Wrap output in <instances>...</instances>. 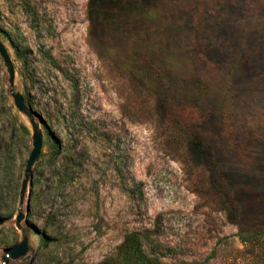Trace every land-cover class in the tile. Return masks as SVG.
<instances>
[{
	"label": "rangeland",
	"instance_id": "374dc122",
	"mask_svg": "<svg viewBox=\"0 0 264 264\" xmlns=\"http://www.w3.org/2000/svg\"><path fill=\"white\" fill-rule=\"evenodd\" d=\"M0 40V264H264V0H0Z\"/></svg>",
	"mask_w": 264,
	"mask_h": 264
},
{
	"label": "trees",
	"instance_id": "16d2710c",
	"mask_svg": "<svg viewBox=\"0 0 264 264\" xmlns=\"http://www.w3.org/2000/svg\"><path fill=\"white\" fill-rule=\"evenodd\" d=\"M180 120L176 122V132L177 136L179 137L180 143H183L184 139H186V143L192 142L193 138V126L195 125V112L193 109H187L184 112H181L179 115ZM22 133L27 134L28 130L24 125L19 126ZM179 143V142H178ZM194 179L199 182V187L197 185V190L202 193L205 197L209 198L213 201L216 207L219 208H226V205H222L224 203L228 204V199L225 198L222 192L221 186L213 184H208L206 181H200V178L196 174ZM252 235L248 237H243L244 241L247 238H250ZM142 240L143 235L137 232H131L125 235L123 242L120 246L121 252L123 253L124 257L127 261L135 264H160L158 260L148 258L144 252L142 251Z\"/></svg>",
	"mask_w": 264,
	"mask_h": 264
},
{
	"label": "water",
	"instance_id": "95a60500",
	"mask_svg": "<svg viewBox=\"0 0 264 264\" xmlns=\"http://www.w3.org/2000/svg\"><path fill=\"white\" fill-rule=\"evenodd\" d=\"M0 57L3 60V63L7 69L9 82L13 83L14 80V68L12 65V61L10 56L4 46V44L0 40ZM13 103L16 109L20 112L25 114L31 119V130H32V149L28 155V158L25 163L24 169V179L21 183V190H20V198L23 199L24 194L26 192L27 184L29 182L30 177L32 176V167L37 160L38 156L40 155L43 139H42V132L39 129V125L32 120V112L27 107L24 97L20 93H16L13 96ZM23 219V215L20 214L17 217V221L20 222ZM2 220L0 219V224H2ZM28 250V240L27 238H23V240L18 243L17 245L7 248L4 251L5 257L3 259V263H7L9 259H17L26 254Z\"/></svg>",
	"mask_w": 264,
	"mask_h": 264
}]
</instances>
